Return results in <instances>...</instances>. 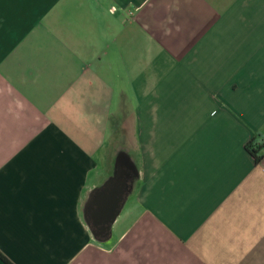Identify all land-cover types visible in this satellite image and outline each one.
I'll return each mask as SVG.
<instances>
[{
	"label": "crops",
	"instance_id": "obj_1",
	"mask_svg": "<svg viewBox=\"0 0 264 264\" xmlns=\"http://www.w3.org/2000/svg\"><path fill=\"white\" fill-rule=\"evenodd\" d=\"M0 254L264 264V0H0Z\"/></svg>",
	"mask_w": 264,
	"mask_h": 264
},
{
	"label": "trees",
	"instance_id": "obj_2",
	"mask_svg": "<svg viewBox=\"0 0 264 264\" xmlns=\"http://www.w3.org/2000/svg\"><path fill=\"white\" fill-rule=\"evenodd\" d=\"M258 147H251L250 145L246 146V149L247 151L249 152V154L254 158V160L258 159V156H255L254 153H255V150L257 149ZM263 149V148H262ZM0 261L3 263V264H10L1 254H0Z\"/></svg>",
	"mask_w": 264,
	"mask_h": 264
},
{
	"label": "water",
	"instance_id": "obj_3",
	"mask_svg": "<svg viewBox=\"0 0 264 264\" xmlns=\"http://www.w3.org/2000/svg\"><path fill=\"white\" fill-rule=\"evenodd\" d=\"M112 205H114V203L112 202ZM109 215V214H108ZM112 215H110L109 217H111Z\"/></svg>",
	"mask_w": 264,
	"mask_h": 264
}]
</instances>
